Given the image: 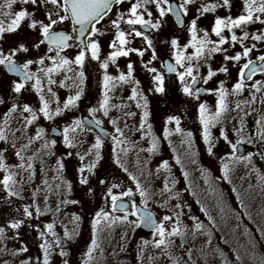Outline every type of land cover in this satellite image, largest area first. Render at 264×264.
<instances>
[{"label": "rangeland", "instance_id": "obj_1", "mask_svg": "<svg viewBox=\"0 0 264 264\" xmlns=\"http://www.w3.org/2000/svg\"><path fill=\"white\" fill-rule=\"evenodd\" d=\"M243 1L229 0V6L220 10L218 14L216 11H212L202 13V16L200 14V18L195 16L194 18L199 25L202 23L204 31L209 33L217 16H226L227 14L236 16L242 11L239 7ZM4 2L5 0H0V5H3ZM256 2L259 4L258 0ZM132 3H136V0H125L124 3L116 5L108 17V21L101 28L108 30V25L117 19V13L125 14L123 19H127L126 14ZM22 9L34 13L32 19L44 21V23L48 22L47 12L57 11L51 4L40 5V0H37L35 6L17 2L11 10L3 9V11H10L11 15L4 16L0 12V20L3 21L5 28L14 18L15 12ZM191 9L193 10L194 7ZM138 11L146 20L166 19L165 16L161 18L157 10L151 11V17H148L144 8ZM61 14L63 13L61 12ZM255 14L259 17L264 16L260 13ZM53 18L56 17L53 16ZM231 18L233 19V17ZM30 22L31 20L26 18L15 32H4L0 36V51L7 55L10 50L23 44L28 48V52L17 53L13 57L17 62L23 64L27 60L36 61L45 58L44 65L34 63L29 70L36 72L37 77L41 79L44 95L50 101L52 110L57 107V100L62 108L68 96L75 95L77 90L75 84L79 83L76 73L80 71L84 73L83 94L77 103L87 107L99 104L103 98V89H98L99 84H95L93 60L88 52H86L82 68L72 63L71 71L60 69L52 74V79L56 83L51 85V88L56 96L52 97L48 93L47 78L39 69L52 67V62L46 57H55V53H49L42 45L39 48L35 47L42 37L39 28L33 30L28 27ZM54 29L69 30L68 21L62 25L54 26ZM240 29L235 28L233 32L236 34ZM256 30V35H264V26L261 23L257 22ZM245 31L249 34L248 38H251V30ZM245 31L244 29L239 31L236 34L237 37L243 36ZM182 39H184L183 36ZM263 41H256L255 47L262 50ZM222 49L226 50V48ZM76 51L73 46L62 56L74 61L78 54ZM186 51H188L187 56H192L194 53V49L191 47ZM222 52L224 55L226 54V51ZM105 59L106 55L100 52L97 62H102ZM216 61L217 63L214 64ZM244 63L243 58L239 62L225 61L224 58H218V55L210 59L206 57L199 61L195 59L191 61V66L194 69L199 66V71L194 74L200 75L202 79L207 75L209 67L217 72V75L208 84H205L207 90L214 92L223 81L224 88L228 92L227 111L222 115V122L211 128L212 140L215 143L211 156L207 153V146L204 144L202 135L198 132L191 133V146H189L187 143L189 137L184 135L189 130L186 125H182L181 120V125L179 124L181 132L176 131L177 125L174 122L165 125L167 118L172 116L169 112L154 122L149 121L147 117L143 122V129H141L142 115L136 106V100L129 99L132 87L135 85L133 83L119 84L117 81L118 86L109 93L108 105L109 110L112 111L109 112V116L111 115V121L114 120L115 124L111 121L108 122L111 132L107 147L109 149L106 150L103 146L101 148V156L106 154L107 158H102L99 162L102 169L96 166L94 173H84L89 180L87 185L79 184L80 174L77 169L82 164L89 165L95 158V154L93 152L91 155H85L84 161L81 162L77 153L81 155L87 153L96 138L80 132L78 137L75 135L77 147L71 149L65 147L63 138L61 140L51 138L47 127L50 124L58 126L62 133L64 127L71 125L66 123L69 117L68 110L52 120H45L40 116L36 122L25 129L24 120L21 118L22 106L27 103L38 110L39 99L32 87L28 86H25L19 95L13 93V84L2 75V65H0V100L4 101L0 104V125L4 124V114L13 103L20 106L5 126L7 142L0 141V152H3V159L10 173H15L16 184L14 187L22 197H8L3 191V186L0 185V228L4 229L3 235H0V264H22L23 261H28V264H42L44 253L39 245L43 240L40 239L37 229L44 231V225L47 223L54 224L53 230L61 239H63L65 226L70 232L75 229L76 233L71 241L62 243L63 250L68 253L66 257L60 256V248L53 245L49 257L50 264H65V260L68 264H83V260L87 258L85 253L93 238V221L97 219L96 213L101 211L107 212L109 219L99 218L100 222L97 224L98 247L93 251V259L90 264H123L124 261H128L124 259L127 258L125 253L130 250L129 246L135 248L137 250L135 252H141L142 246H145V252L135 255L139 258L138 260L141 259L140 264L145 263L146 260V264H262L264 262V159H262L264 157V141L256 136L255 121L259 117H264V103H262L264 101V76L257 80L261 82L257 85L260 91H256L253 87L255 81L250 86L244 87L243 92L233 95L232 87L236 83L235 70ZM187 64L188 61H186V66ZM111 65V70L108 69L109 73H113V77H118L123 70L124 62L117 58L116 63H111ZM220 67H227V74L220 73L218 71ZM117 68H119V72ZM102 72L105 74V70ZM97 76L99 79L98 74ZM66 77L68 78L66 79ZM60 81H64L66 85L64 88L59 86ZM138 93H140V88H138ZM253 96L255 97L254 101ZM11 99L14 101L10 106ZM205 99L207 101L200 102V104H206L209 114H214L216 95L209 94L207 91ZM238 101H249V104L242 103L243 110L241 111L236 109ZM121 102L129 107L128 110L125 107L126 114L122 113L117 117V109L120 108ZM167 108H169L168 105ZM129 113L134 115H129ZM246 113L250 114L246 115ZM157 114L160 115L162 112L156 111ZM28 115V113H23L24 117ZM194 115L199 116V113ZM242 116L245 131L240 134L239 138L247 141L249 136L252 137L251 144L243 143L249 147L248 154H253L251 162L226 159L232 155L244 157L248 154L238 156L232 153L230 145L219 138L220 130L223 128L231 143H236L238 136L235 129L240 127ZM62 121H65V125ZM148 125H151L150 135ZM165 127L171 133L167 138L164 136ZM200 127L201 124L198 122L197 128ZM38 128L44 129L43 138L33 141L27 149H24L22 151L24 160H19L15 155L16 151L21 150L23 145L29 143V138L35 136ZM117 128L121 130L122 135L116 132ZM70 135L74 134L69 133ZM114 136L121 141L115 144V156L113 155ZM52 140L56 141L55 146L45 148V143ZM153 140L157 147L150 152ZM29 157H32L30 170L27 168ZM116 158H119L122 167L117 166L114 162ZM177 158L180 163L176 162ZM57 160H60L64 166L62 171L59 170ZM164 161L168 162L167 168L160 167ZM21 162L25 165L23 169L17 167ZM224 164L228 165V180L223 178L221 169ZM125 168L127 171L124 170ZM4 174L3 171H0V180L3 179ZM130 175L135 176L142 188L150 194L147 207L156 214L158 224L163 222L166 232H170L175 227L184 234L183 237H166L171 241L167 248L154 246V241L159 239L158 234L153 236V234L139 232L131 223L136 221L133 216L129 215L128 222H122L117 219L119 216L111 213L109 209L111 197L108 195L110 188L112 195L116 196H121L124 191L132 189L134 195L131 198H121L138 199L141 202L135 184L129 179ZM100 180H104L105 183L100 184ZM65 181L67 183H64ZM68 184L71 185L70 189ZM114 184L118 187L113 188ZM165 184L170 191H164ZM89 189L92 191L89 192ZM34 193L35 200L33 199ZM64 200H76L78 203L64 204ZM18 201H27L26 206H29L35 215L32 214L30 219L25 218L23 213L25 205L19 204ZM178 204L179 208L176 207ZM57 206H59V212L56 211ZM36 207H39L44 214L37 216ZM73 215L78 216L79 221H73ZM166 215L171 217L170 221H163V217ZM16 220H22V226L19 229L9 228L8 225ZM196 224H202L203 227L197 229ZM44 239L53 244L54 238L50 234L46 233ZM145 241L148 243L145 244ZM22 248H26L27 251H23ZM237 255L241 257L240 261H237Z\"/></svg>", "mask_w": 264, "mask_h": 264}, {"label": "snow or ice", "instance_id": "obj_2", "mask_svg": "<svg viewBox=\"0 0 264 264\" xmlns=\"http://www.w3.org/2000/svg\"><path fill=\"white\" fill-rule=\"evenodd\" d=\"M21 3V4H32L36 5L37 0H5L3 5H0V12L4 16L11 15L10 11H3V9H12V6L15 3ZM125 0H40V5L45 4H51L53 5L57 11L56 12H47L46 17L48 22L44 23V21H37L32 19V16L34 13H29L26 10L22 9L20 11L15 12L14 18L11 19V22L7 25V27H4V23L2 20H0V36L4 32H15L20 26L21 22L24 21L26 18L31 20V22L28 24V27L30 29H37L39 28V33L42 37V39L39 41L38 44L35 45L36 48H39L42 44H47L48 52H55V57L47 56L46 58L49 59L52 62V67H41L39 69L40 72L44 74V76L47 78V84L49 85L47 91L52 96L55 97L56 93L52 91L51 85L55 84V80L52 79V74L56 73L60 69H67V71H71L70 65L72 63H75V65L79 67H83L86 52L90 53L91 59L93 61H98L100 56V47L98 42L95 40H92L91 37L95 35H102L96 25L99 24L111 11L114 5H120L124 3ZM195 0H182V3L177 6L175 4L169 3V0H136V3H132L131 7L128 9L127 16L128 18L124 20V23L130 26L132 31L129 33V35L133 34L136 37H141L143 33L141 31L136 30L133 26L139 25L142 29L147 30L148 28L152 29H159L161 27V21L156 20L154 23L148 19L146 20L143 15L139 13V9L144 8V10L147 12L148 17L152 16V12L148 11L145 7L148 4H153L156 7V10L159 13V16L162 18L165 16V9L162 7V5H167V9L169 12H171L175 17L178 23L182 24L181 21V13L183 12L184 15H187V8L185 7L188 4L194 3ZM223 6L227 7L229 6V0H223ZM217 5L215 4H209V5H202L201 8L198 10L201 13H207L215 11ZM244 10L246 12V15L242 14L239 17L232 19L231 17L228 18H219L217 17L215 19V22L212 26L211 32L213 35H215L218 38V41H213L209 39V33L207 31L203 32V37L198 38L197 36V24L196 20L194 19L190 26H189V35L191 37L188 44H186L184 47L188 48L191 47L194 49V53L192 56H185L182 51H177L174 53V60L176 65H178L180 68H183V71H177L176 67H174L172 64H166L162 65V67H166L167 71L169 73H175L177 79L181 82L183 85L182 92L186 96H193V88L197 84L198 77L197 75H194V72L199 71V66H197L195 69L191 66L192 60H201L204 58H211V56L214 53L226 51L225 49H222V45L228 43V40L222 35L225 29L229 33H232L231 35V41L233 44L239 42L241 47L243 48V52H237L234 56H228L224 55L225 61H234L239 62L241 58L247 59V63H244L240 67V73L238 81L233 85L232 87V94L236 95L243 91L244 85H245V78L247 80H251L253 76H255L258 72L264 74V55L257 56L256 60L259 61V64L249 58L250 52L253 50L252 48H248L244 45L243 41L248 38V32H244L243 36L237 37L235 33L233 32V29L235 28H241L242 26H245L252 22H259L261 24H264V19H260V17L257 15L254 19V13H260L264 14V0H260L259 4H257L256 0H244ZM61 12L63 14H61ZM125 14L117 13V19L112 21V26L117 29L115 34V39L109 44V48L113 49L106 59L99 63V67L103 70H105V74L102 79V99L99 101L98 107H92L88 110L89 116L92 117L91 121H88L89 124H95L96 126H100L101 121L95 118V114L97 112H102L105 117L109 114V93L112 92L118 84H128L133 83L135 86L132 87L131 95L129 96L130 100H136L137 101V108H147V100L143 96V94L138 93L139 88V81L133 80V65L129 63L127 65V73L120 72L118 77H113L111 75L107 74V69L109 67V62L115 64L118 57H127L130 52H136L138 56H143V51L128 48L125 50V45L130 43L126 39V33L124 31H121L119 29V22L124 18ZM55 16L56 18H53ZM66 21H70L73 25H78V35L79 37H85L86 33H88V40L89 42L85 43L84 41H78V44L80 46L79 53L75 56L74 61H70L69 59L65 58L61 55V53L71 47L72 45L69 43L73 39L71 35L66 34L63 31H55L54 26L62 25ZM144 41L147 43V45L151 48L152 47V41L148 38V36L143 35ZM251 39L254 41H261L264 40V35H256L252 34ZM117 42L119 47H117ZM171 46L173 49L178 48V41L176 39L171 40ZM211 46V47H209ZM255 45H253V48ZM28 52V48L25 47L23 44H21L18 48L10 50V52L5 55L3 51H0V65H3L5 69L10 74H15L16 76L20 77V82H14L12 85V92L19 95L23 89H25V86L28 82L34 81L32 83L31 87L32 90L35 92L36 96L39 99V108L34 109L29 104L25 103L22 106V112H21V118L24 120V127L25 129L27 126L32 125L34 122H36L40 116H42L45 120H52L57 116L62 115V113L65 110H71L74 108L77 104V102L80 100L82 94H83V83H84V73L83 71L76 73V78L79 80L78 84H75L76 87V93L75 95H70L68 98L64 101L63 107L61 108L59 106V101L57 100V107L55 110H52L50 108V101L46 99L44 95V87L42 86V81L40 78L37 77L36 72H31L30 66L32 64L37 65H44L45 64V58H41L39 60L33 61V60H27L23 64H17L16 61L13 59L17 55V53H26ZM58 58V62H57ZM156 59L155 51L153 50L152 54V60ZM185 61H188L187 66L185 65ZM151 63V60L149 61V64ZM144 67L147 69L149 73H152V81L154 85L153 91L156 94H162L165 91L164 87V76L157 72L156 68L154 67H148L147 65H144ZM117 71L119 72V68H117ZM220 73L227 74V67H220L218 70ZM217 75V72H214L211 67L208 69V73L206 76L203 77V83L208 84V82ZM186 77L191 78V83H185ZM68 77H66L67 79ZM261 82L256 81V83L253 85V87L256 89V91H260V88L257 87ZM61 88H64L66 85L64 81H60ZM209 94H214L217 97L216 100V111L214 114L210 115L209 110L206 104L201 103L199 105V122L202 126V138L204 141V144L207 146V153L211 156L213 155V148L215 147V143L212 140L211 135V128L215 127L218 123L222 122V115L227 111V103H226V97L228 95L227 89L224 88V82L221 81L218 88L213 92V90H207ZM201 92V89L196 88L195 89V96L196 98L199 97V94ZM143 100L144 103L141 104L139 101ZM255 100V97L253 96V101ZM4 101L0 100V104H2ZM243 104H249V101H243V102H237L236 103V109L243 110L241 105ZM264 103V101H262ZM19 105L16 103H13L11 108L4 114V124L0 125V141L7 142V137L5 134V126L9 123V120L13 113L17 112ZM119 107V106H117ZM23 113H28L29 115L27 117L23 116ZM250 114V113H246ZM129 115H134L133 113H129ZM148 112H143L141 116V129H143V122L147 119ZM241 124L240 127L235 129V132L238 136V139L236 140V143H231V141L228 139L225 131L223 128L220 130V139H223L226 143H228L232 149V153H235L237 151V145L243 144L245 142L251 144L252 143V137L249 136L247 141H245L243 138H239L240 134L245 131V127L243 124V116L240 118ZM174 122L177 125L176 131L181 132V129L179 128L180 120L178 117L170 116L165 121V125ZM111 123L115 124V121H111ZM256 123V136L261 141H264V117H259L255 121ZM149 129V135L151 134V125H148ZM84 131L85 130V122L76 119L72 121V124L69 126L64 127L63 129V142L65 147L71 149L77 147L76 136H69V133H77V131ZM117 133H120L122 135V132L119 128L116 129ZM44 129L38 128L36 131V134L34 137L29 138V143L22 146L21 150L16 151L15 155L18 157L19 160L23 161L24 157L22 155V151L24 149H27L31 143L35 140H39L43 138ZM171 133L169 132L168 128L165 127L164 129V136L167 138ZM185 136L189 137V140L187 143L189 146H191V133H184ZM114 145H113V155L115 156V144L120 143L115 136L113 137ZM56 144L55 140H52L50 142H46L44 147L48 148L49 146L54 147ZM103 145V140L101 136H97L95 139V142L92 144V146L88 149V152L84 155H81L77 153L79 159L81 162L84 161L85 155H91L93 152L95 154V158L91 161V163L87 166L81 165L77 169L79 176V184L81 185H87L89 180L88 177L84 175L85 172L88 173H94V169L96 168L98 162L102 159L101 156V148ZM14 146V145H13ZM157 147L155 140L152 142V148L149 149L150 152H152ZM126 151V150H125ZM68 155H71V153H68ZM252 153H249L247 156L244 157H235L234 155L227 157L226 159L232 160L235 159L237 161L243 160L246 162H251L252 159ZM264 159V157H262ZM32 157L28 158L27 168L30 170L32 168ZM114 162L117 164V166L120 165L119 158H116ZM177 163H180L179 158H177ZM57 164L59 165V170H63V164L60 160H57ZM168 162L164 161L161 164V168H167ZM17 167L23 169L25 167L24 163L21 162ZM127 171V169H124ZM223 172V178L225 180H228V165L224 164L222 167ZM0 171H3L5 174L3 176V179L0 180V185L3 186V191L7 194L8 197L16 196L18 198L20 197V193L15 190V184L16 181L14 180L15 173H10L9 168L6 166L5 161L3 159V152H0ZM185 176H187V173H185ZM129 179L133 181V183L136 186V192L139 193L141 204L144 206L142 209L138 208L137 204L133 201L131 204H124L120 203L118 205L119 211L123 212V217H119L117 219H120L122 222H128L129 215L134 216L137 218V221H133L135 227H140L143 225L144 227L150 228L152 230L153 236H156L158 234L159 239L154 241L155 247H161L164 246L167 248L169 244L171 243L170 240L166 239V237H175V236H181L183 237V233L179 231V229L173 227L170 232H166V229L164 227L163 222L157 224L156 220L153 217V213L147 209V203L149 199V193L142 188L141 184L137 181V178L135 176L130 175ZM64 183H67L66 181ZM100 184H104V180L99 181ZM45 184H47V181H45ZM69 189L71 188V185L68 184ZM114 187H118L117 185H113ZM92 190L89 189V192ZM164 191H170L167 184H165ZM108 195L111 197L113 210L117 209L118 201L121 199V197H129L131 198L134 193L132 189H128L127 191H124L121 193V196L112 195L111 188L108 190ZM33 199L35 200V193L33 194ZM64 204H76L78 201L76 200H64ZM131 208V211H126V209ZM177 208L180 207V205H176ZM59 206H57L56 211L59 212ZM202 211H205L204 209H201ZM47 211V210H45ZM23 213L25 218L30 219L32 217V212L30 211L29 206H24ZM36 214L37 216L44 214L39 207H36ZM97 219L93 221L92 224V234L93 238L91 241V244L87 248V252L85 253L86 259L83 260V264H90V261L93 259V251L98 247V240H97V224H99L101 217H103L104 220L109 219V215L107 212H97L96 213ZM73 221H79V217L73 215L72 217ZM171 217L164 216L163 221H170ZM23 224L22 220H16L14 222H11L8 227L11 229H19ZM202 224H196V228L200 229L202 228ZM54 224L53 223H47L44 225V231H40V229H37L39 232L40 239L43 240V242L39 245L40 249L44 253V258L42 264H50L49 257L51 255V248L53 245L57 248H60L59 255L62 257H66L68 255L67 252L63 250L62 243L64 241H71L74 238L75 229L73 231H69L67 227L65 226L63 239H61L59 236H57L56 232L53 230ZM4 229L0 228V235H3ZM50 234L53 238V244H50L47 240L44 239L45 235ZM145 244L148 242L145 241ZM23 251H27L26 248H22ZM237 261L241 260V257L237 255ZM22 264H28V261H23ZM65 264H68L67 260H65ZM264 264V262H262Z\"/></svg>", "mask_w": 264, "mask_h": 264}, {"label": "flooded vegetation", "instance_id": "obj_3", "mask_svg": "<svg viewBox=\"0 0 264 264\" xmlns=\"http://www.w3.org/2000/svg\"><path fill=\"white\" fill-rule=\"evenodd\" d=\"M169 1H171V0H169ZM174 1H176V3H178V5H180L182 3V0H174ZM209 4L217 5V7L215 9L216 13H219L220 10L226 9V7L223 6V0H195L194 3H192L191 5L189 4L190 6L189 5L185 6L187 8V15L183 14L184 18H185V27L182 30H177L175 28V26L173 25V23L168 18L159 19L161 21V27L159 29L148 28L147 30H142L139 25L133 26L136 30L141 31L143 33V35L148 36V38L152 41V47L151 48L144 41L143 35L141 37H136L134 35V33L129 35V33L132 31V29L130 28L129 25L124 23V20H126V19H122L119 22V29L126 33V39L128 41H130V43L125 45V50H127L128 48H132V49H137V50L143 51V53H144V55L141 57V56H138L136 54V52H130L127 57H118V58H120L122 60V62H124L122 72L125 74L127 73V65L129 63H131V64L134 63L133 64V69H134L133 79H135L136 81H139L140 93L143 94V96L146 98L147 105H148L146 109L143 107L139 108V111H140L141 115L143 114V112L147 111L148 112L147 117H148L149 121L154 122L158 118L160 120L161 116H163V114H165L166 112H169L174 117L177 115H182L184 117V119H186L187 116H190L193 118V115L195 113H199L198 109H199L200 102L207 101L204 98H196L195 90H193V93H194L193 96H186L181 90L183 85L177 79L176 74L170 75V74L166 73V71L162 68V58L166 57V58H169L170 60H172L176 66L177 71H183L184 70L183 68H180L175 63L174 53L178 51V48L177 49L172 48L171 40L176 39L178 41V46H181V45H183V43L187 42L191 38L189 35V31H188L191 22L194 19L196 20V18H199L200 14L202 15L201 12L199 14H194L195 12L193 11V15H195V17H196V18H194V16H192V9L191 8L194 7V8L200 9L202 5H209ZM162 7H164V9L166 11L167 5L166 4L162 5ZM151 10H153V11L156 10L155 5H154V8ZM190 11H191V13H190ZM224 12H227V11H224ZM109 16L110 15H108V17ZM226 16H228V14ZM108 17H105L99 24L96 25L97 29L103 34L99 35L98 39H96L97 35L91 37L92 40H95L96 42H98L99 47H100V52L103 53L104 55H106V57L108 56V54L111 51H113V49L109 48V44L115 39V34L117 31V29L114 28L112 26V24L108 25L109 26L108 30L101 28V26L108 21ZM222 17H224V16H222ZM150 20L154 23L158 19H150ZM196 23H197V20H196ZM197 25L201 26L202 23L200 25H199V23H197ZM249 29L251 30V33L254 34L253 33L254 27L250 28V26H245L244 31L249 30ZM107 34H109V35H107ZM222 35L228 40V43L223 45L224 48H226V54L225 55L233 56L237 52L242 53V51L239 48V43L236 46L233 45V43L231 41V35L232 34L227 32V29L224 30ZM182 36L184 39H182ZM87 42H89V40ZM72 45H74V47L78 48L77 44L72 43ZM244 45L248 48H250L252 46V49H253L254 41L252 39H246V40H244ZM117 47H119L118 42H117ZM153 50L155 51V54H156L155 60H152ZM179 51H182V50H179ZM182 52H183V54L185 53L184 51H182ZM215 55L224 57V54L222 51L215 53L213 56H215ZM250 55H251V57H250L251 60H256L255 58H257V56L264 55V51L260 52L259 54H255V51L252 50L250 52ZM185 56H186V54H185ZM150 60H151V63L149 64ZM99 63L100 62H97V61L94 62L93 61V74H94L95 84H99L98 89H101L102 88V79H103L104 74L102 72L103 69H101L99 67ZM245 63H247V59H246ZM144 65H147L148 67L156 68L157 72H160L164 76V81H165L164 93L156 94L153 91V89H154V85H153V81H152L153 74L149 73L147 71V69L144 67ZM185 65H186V61H185ZM111 68H112V65L109 62L108 69L111 70ZM108 69H107V74L112 76L113 73H111V72L109 73ZM97 74L99 75V79H98ZM198 77L200 78V84L204 86V88L207 92V88H206L207 86H205V84L203 83L202 77L201 76H198ZM98 80H99V82H98ZM190 81H191V78L186 77L185 83H190ZM30 85H32V84H30ZM166 95H167V98H165ZM161 97H163V98H161ZM139 102L141 104L144 103L143 100H141ZM136 103H137V101H136ZM77 104L80 106V109L75 114H69V117L66 120V123L68 122L69 124H72L73 120L80 119V114L85 113V114L89 115L88 110L90 108L99 106V104H95L94 106L87 107V106L80 104V103H77ZM167 105L169 108H167ZM125 107H127V110H128L129 106H125V103L121 102L120 108L117 109V115H116L117 117L119 116V114H122V113L126 114ZM176 107L178 108V111H177ZM156 111L162 112V114L156 115ZM109 112L111 113L112 111L109 110ZM110 116L108 114V116L105 117L102 112H97L95 114V118L101 121L100 125H102L106 129H108L109 132H110V128H109L108 122L111 121ZM124 116H127V115H124ZM62 123H63V125H65V121H62ZM63 125H62V127H63ZM51 126H55V125L50 124L49 126H47L48 127V133H49V128ZM47 127H46V129H47ZM56 127L58 128V126H56ZM80 132H82L83 134H86V135L94 136L95 138L97 137V134L93 130H91L87 127H85L84 131L78 130L77 133H73L74 135H70V136L77 135V137H78ZM110 134H111V132H110ZM105 148H106V150H108L107 146Z\"/></svg>", "mask_w": 264, "mask_h": 264}, {"label": "water", "instance_id": "obj_4", "mask_svg": "<svg viewBox=\"0 0 264 264\" xmlns=\"http://www.w3.org/2000/svg\"><path fill=\"white\" fill-rule=\"evenodd\" d=\"M170 3L176 5L175 2H170ZM152 5H153V4H148V5H146V6L151 7ZM197 11H198V10H197ZM169 13H170V15H171V17H172V19H173L175 25L177 26V28H182L183 25H184V18H183V16H182V14H181V21H182V24H181V23H178V22H177L176 17H175L171 12H169ZM70 23H71V22H70ZM71 28H72V31H71L70 34H68V33L65 32L66 34L71 35V36L73 37V39H72L71 41H75V42L78 43V41H81V40H82V41H84V42L86 43V39L88 38V35H89V34L86 33L85 37H79L78 32H77L78 25H73V24H71ZM63 32H64V31H63ZM69 42H70V41H69ZM44 45L47 46V44H44ZM258 64H259V63H257V65H258ZM164 65H166V64H164ZM165 68H166V67H165ZM3 69H4V72L6 73V75H8V76H12V77H16V78H19V79H20L19 76H16L15 74H10V73L5 69L4 66H3ZM258 74H260V73L258 72L256 75H258ZM253 77H254V76H253ZM245 80L248 81L246 78H245ZM31 82H32V81H30V82H28V83H31ZM200 94L203 95V90H201ZM77 109H78V106H75L74 108L71 109V111H72V112H75ZM80 118H81L82 121L85 122V126L91 128V129H93V130L98 134V136H101L102 140L106 141V140L108 139L109 133H108V131L105 130L102 126H96L95 124H89V123H87L88 121H91V120H92L91 117H89V116H87V115H81ZM51 133H52V135L55 136V137H59V136H60L59 131H58L57 129H55V128H51ZM247 151H248V148H247L246 146H244V145H242V144L237 145V151H236V152H237L238 154L242 155V154H244V153L247 152ZM120 203L129 204V202L120 199V200L118 201L117 209H116L115 211L121 212V211H119V208H118V205H119ZM129 205H130V204H129ZM137 206H138V208H141V209L143 208V207H141L140 205H137ZM111 208L113 209L112 203H111ZM129 209H130V207H129L128 209H126V211H128ZM148 210H149V209H148ZM149 211H150V210H149ZM151 212H152V211H151ZM121 213H123V212H121ZM152 213H153V212H152ZM153 217H154V219L156 220V216H155L154 213H153ZM156 222H157V221H156ZM138 228H139L140 230L146 232V233H152V230H151L150 228L144 227L143 225H141V226L138 227Z\"/></svg>", "mask_w": 264, "mask_h": 264}, {"label": "trees", "instance_id": "obj_5", "mask_svg": "<svg viewBox=\"0 0 264 264\" xmlns=\"http://www.w3.org/2000/svg\"><path fill=\"white\" fill-rule=\"evenodd\" d=\"M102 165H103V163H102ZM136 202H139V200L138 199H136L135 200ZM11 203V202H10ZM19 204H21V203H19ZM22 205V204H21ZM140 232V231H139ZM5 236H7V235H5ZM129 249L130 250H127L126 251V253H125V256H127V258L126 259H124V260H128L127 262H123V264H140L139 262H140V260H138L139 258H137L135 255L136 254H140L141 252H145V246H142V250H141V252H135V251H137L135 248H133V247H131V246H129ZM140 257V256H139ZM145 259V258H144ZM136 260H138V261H136ZM147 263V260H146V262L145 263H143V264H146Z\"/></svg>", "mask_w": 264, "mask_h": 264}]
</instances>
